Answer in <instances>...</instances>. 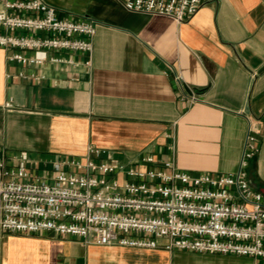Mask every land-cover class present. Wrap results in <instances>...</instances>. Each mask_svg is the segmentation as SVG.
Here are the masks:
<instances>
[{
	"label": "crops",
	"instance_id": "obj_1",
	"mask_svg": "<svg viewBox=\"0 0 264 264\" xmlns=\"http://www.w3.org/2000/svg\"><path fill=\"white\" fill-rule=\"evenodd\" d=\"M46 1L60 16L96 22L92 62L73 53L76 65L25 67L0 48V158L14 163L27 152L32 171L50 175L55 163L94 147L126 164L152 154L192 174L233 173L251 129L259 151L246 170L264 194V0H210L182 23L129 11L120 0ZM257 262L264 264L0 231V264Z\"/></svg>",
	"mask_w": 264,
	"mask_h": 264
},
{
	"label": "built area",
	"instance_id": "obj_2",
	"mask_svg": "<svg viewBox=\"0 0 264 264\" xmlns=\"http://www.w3.org/2000/svg\"><path fill=\"white\" fill-rule=\"evenodd\" d=\"M120 1L129 11L182 23L210 0ZM96 32L94 20L60 16L46 0H0V48L12 51V63L76 65L71 55L84 53L91 65ZM258 151L250 129L233 173L192 174L152 154L126 164L94 147L83 158L55 163L50 175L35 174L27 152L14 163L0 158V231L264 260V194L252 187L246 170Z\"/></svg>",
	"mask_w": 264,
	"mask_h": 264
}]
</instances>
